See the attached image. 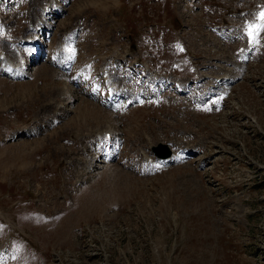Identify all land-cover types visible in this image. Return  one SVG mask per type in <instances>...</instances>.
Returning <instances> with one entry per match:
<instances>
[{"label":"rangeland","instance_id":"obj_1","mask_svg":"<svg viewBox=\"0 0 264 264\" xmlns=\"http://www.w3.org/2000/svg\"><path fill=\"white\" fill-rule=\"evenodd\" d=\"M191 1L71 0L43 37L49 55L22 77L2 57L31 50L19 41L30 38L44 1L0 0V264H264V64L251 67L224 113L203 116L207 125L166 95L121 119L74 92L58 66L57 47L79 27L75 69L86 77L96 79L104 59L113 68L129 60L130 75L134 58L182 74L172 42L186 18L187 36H199L204 13ZM107 123L119 127L124 147L114 163L87 172V133ZM177 128L205 146L201 173L134 176L135 140L167 142Z\"/></svg>","mask_w":264,"mask_h":264},{"label":"bare ground","instance_id":"obj_2","mask_svg":"<svg viewBox=\"0 0 264 264\" xmlns=\"http://www.w3.org/2000/svg\"><path fill=\"white\" fill-rule=\"evenodd\" d=\"M39 24L41 25V23H37V28L39 27ZM37 33H39V29H37ZM28 40V39H27ZM5 54L10 58V61H12V63L13 62H16L18 59H17V57H18V54L17 53H15V55L14 54H11V55H14V56H12V57H14L13 59H11L12 57L8 54V53H6L5 52ZM4 54V55H5ZM2 56H3V54H2ZM7 56H5V57H7ZM3 58V57H2ZM7 60H9L8 58H7ZM19 63V62H18ZM17 64V63H16ZM14 65V64H13ZM10 67V66H9ZM52 105H55V103L53 104L52 103ZM59 108L60 109H65L66 107L65 106H63V105H61V106H59ZM68 110V109H67ZM55 112H57V114L59 113V111H55ZM52 119V118H51ZM45 120H47V119H45ZM105 128H108V130H106V131H104V133L105 132H107V131H109V128H111V126L109 125V123H107V124H105V125H103L101 128H99L98 130H105ZM94 161H92V163H93ZM91 166H89L88 168H90ZM79 177L81 178V172H79ZM80 178L78 179V180H80Z\"/></svg>","mask_w":264,"mask_h":264},{"label":"water","instance_id":"obj_3","mask_svg":"<svg viewBox=\"0 0 264 264\" xmlns=\"http://www.w3.org/2000/svg\"><path fill=\"white\" fill-rule=\"evenodd\" d=\"M163 149H164V146H163V145H160L159 147H156V150H157L158 152H162Z\"/></svg>","mask_w":264,"mask_h":264},{"label":"snow or ice","instance_id":"obj_4","mask_svg":"<svg viewBox=\"0 0 264 264\" xmlns=\"http://www.w3.org/2000/svg\"><path fill=\"white\" fill-rule=\"evenodd\" d=\"M261 18L264 19V13H261ZM250 27H252V26H250ZM259 27H264V25H261V26H259ZM250 34H251V33H250Z\"/></svg>","mask_w":264,"mask_h":264}]
</instances>
